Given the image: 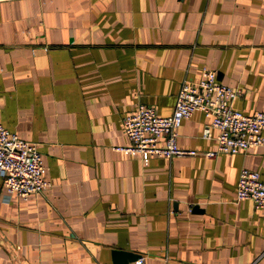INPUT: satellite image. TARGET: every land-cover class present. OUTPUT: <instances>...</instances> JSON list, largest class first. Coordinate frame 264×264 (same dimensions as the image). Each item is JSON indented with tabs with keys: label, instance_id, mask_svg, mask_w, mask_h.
<instances>
[{
	"label": "crops",
	"instance_id": "1",
	"mask_svg": "<svg viewBox=\"0 0 264 264\" xmlns=\"http://www.w3.org/2000/svg\"><path fill=\"white\" fill-rule=\"evenodd\" d=\"M264 112V0H0V125L35 145L45 191L20 199L0 179V264H264V211L235 201L239 171L264 180V148L212 158L150 157L122 120L172 112L200 69ZM199 111L176 145L215 149Z\"/></svg>",
	"mask_w": 264,
	"mask_h": 264
},
{
	"label": "built area",
	"instance_id": "2",
	"mask_svg": "<svg viewBox=\"0 0 264 264\" xmlns=\"http://www.w3.org/2000/svg\"><path fill=\"white\" fill-rule=\"evenodd\" d=\"M199 72L198 81L181 82L170 115L159 116L152 108L138 105L123 118L122 131L130 144L116 151L139 156L146 163L150 157L202 155L212 158L245 152L250 147L264 148V112L244 115L234 110L231 102L239 92L218 83L214 71L201 68ZM194 111L209 118L202 138H210V129L217 130L214 150L198 153L176 145L177 128ZM44 171L37 147L0 125V179L6 195L25 199L42 193L49 186L43 177ZM242 200H249L255 210L264 211V180L257 172L239 171L235 201ZM132 264H142V257Z\"/></svg>",
	"mask_w": 264,
	"mask_h": 264
},
{
	"label": "water",
	"instance_id": "3",
	"mask_svg": "<svg viewBox=\"0 0 264 264\" xmlns=\"http://www.w3.org/2000/svg\"><path fill=\"white\" fill-rule=\"evenodd\" d=\"M139 257L137 253L123 250L112 252L113 264H132Z\"/></svg>",
	"mask_w": 264,
	"mask_h": 264
}]
</instances>
